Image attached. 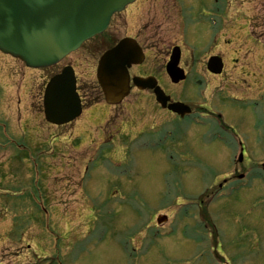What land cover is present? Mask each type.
Masks as SVG:
<instances>
[{
  "label": "rangeland",
  "instance_id": "obj_1",
  "mask_svg": "<svg viewBox=\"0 0 264 264\" xmlns=\"http://www.w3.org/2000/svg\"><path fill=\"white\" fill-rule=\"evenodd\" d=\"M223 1L233 22H226L228 36L237 28L234 44L219 49L231 79L210 77L208 83L210 109L224 103L228 106L220 105V111L231 112L243 88L233 82L237 74L230 55L243 40L251 44L252 36L264 43V0ZM245 10L251 15L248 25L242 21ZM92 43L39 71L0 54V264H264V153L252 157L259 167L252 187L209 206L213 229L206 221L188 225L184 218L191 207L198 215L203 203L196 198H205L204 188L221 180L214 182L215 175L232 172L222 161L226 152L219 145L208 147L202 130L188 133L187 123L171 120L147 95L132 94L115 108L86 109L64 127L45 124V83L66 64L76 71L83 108L96 97L104 104L95 79L98 57L88 48ZM263 74L256 78L262 89ZM223 84L229 96L224 102L223 92L215 91ZM254 101L264 102V90ZM242 112H231L237 117L232 128L234 120L241 126ZM171 128L174 137L167 134ZM191 148L208 155L219 149L220 162L204 173ZM160 215L168 219L157 227Z\"/></svg>",
  "mask_w": 264,
  "mask_h": 264
},
{
  "label": "flooded vegetation",
  "instance_id": "obj_2",
  "mask_svg": "<svg viewBox=\"0 0 264 264\" xmlns=\"http://www.w3.org/2000/svg\"><path fill=\"white\" fill-rule=\"evenodd\" d=\"M218 4L210 7V0H136L123 10L116 14L110 21L106 31V47H113L121 39H130L135 41L143 52V60L140 65L132 66L129 69V77L153 78L167 95H170L172 102H184L191 109V115L181 119H187L191 125V131L194 133L209 134L213 129L214 135L225 136L229 138L228 150L237 149L240 161L235 163L230 161V154L227 156V166H232L233 175L229 180L235 179L237 173L251 171L252 155L255 153V142L264 140V102L261 106L254 101L257 95V88H252L254 82L257 83L256 75L252 70L256 67L255 62L262 63L264 55L252 58L250 64H241L238 68L240 76L235 79V83L242 84L250 81L244 89L239 91L235 99L241 106L235 107L237 111H243L246 115L236 124L237 117L231 112L225 111V116L217 114L216 117L210 116V90L209 78L213 75L207 70V60L210 56L220 57L223 63L222 75L226 81H230L229 71L225 67V55L219 49L215 52L209 47L210 25L209 20L213 19L215 29L221 32L225 27L224 6ZM218 42V40L216 41ZM217 45V44H215ZM98 44L93 46L98 49ZM178 50L179 68L183 70L185 80L174 88H179V95L168 93L163 86V81L167 82L166 65L174 49ZM255 77V78H254ZM227 84H223L219 91ZM238 87V86H237ZM132 94H136L138 99L141 95L147 94L149 101L155 100L152 91H138L131 86ZM194 101H200L195 103ZM254 107V108H253ZM173 118L175 115L164 110ZM234 120L233 128L230 122ZM179 120V119H178ZM180 120V121H181ZM108 125V124H107ZM107 125L104 129H107ZM237 126V129L234 127ZM211 126V127H210ZM206 129V130H205ZM104 132V130H103ZM192 134V135H195ZM196 136V135H195ZM200 157V156H199ZM237 157V158H238ZM201 160L213 159L214 163L220 162V156L208 155L200 157ZM234 158V155H233ZM222 190L223 186H218ZM209 197V196H208Z\"/></svg>",
  "mask_w": 264,
  "mask_h": 264
},
{
  "label": "water",
  "instance_id": "obj_3",
  "mask_svg": "<svg viewBox=\"0 0 264 264\" xmlns=\"http://www.w3.org/2000/svg\"><path fill=\"white\" fill-rule=\"evenodd\" d=\"M133 1L0 0V52L19 59L29 68L53 66L83 42L102 33L112 14L122 11ZM137 56L123 41L98 62L97 79L108 104H118L129 92L126 70ZM219 66L218 60L209 61L211 73L219 74ZM169 74L173 83L181 80L176 71ZM154 91L156 101L165 108L169 98L159 88ZM43 108L46 122L56 126L67 124L79 116L80 101L70 68H65L50 80ZM168 109L181 116L186 113L181 110L185 109L182 104L169 105ZM163 221L165 217H160L157 223Z\"/></svg>",
  "mask_w": 264,
  "mask_h": 264
}]
</instances>
